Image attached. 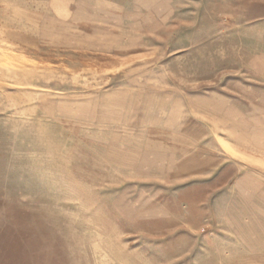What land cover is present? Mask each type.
Instances as JSON below:
<instances>
[{
  "label": "rangeland",
  "instance_id": "obj_1",
  "mask_svg": "<svg viewBox=\"0 0 264 264\" xmlns=\"http://www.w3.org/2000/svg\"><path fill=\"white\" fill-rule=\"evenodd\" d=\"M0 264H264V0H0Z\"/></svg>",
  "mask_w": 264,
  "mask_h": 264
}]
</instances>
